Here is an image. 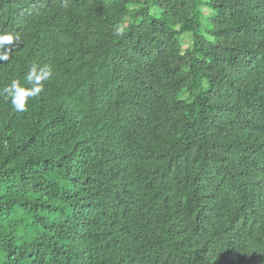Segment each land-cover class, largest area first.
Listing matches in <instances>:
<instances>
[{
  "label": "trees",
  "instance_id": "obj_1",
  "mask_svg": "<svg viewBox=\"0 0 264 264\" xmlns=\"http://www.w3.org/2000/svg\"><path fill=\"white\" fill-rule=\"evenodd\" d=\"M4 34L0 93L52 74L0 94V264H264V0H0Z\"/></svg>",
  "mask_w": 264,
  "mask_h": 264
},
{
  "label": "clouds",
  "instance_id": "obj_2",
  "mask_svg": "<svg viewBox=\"0 0 264 264\" xmlns=\"http://www.w3.org/2000/svg\"><path fill=\"white\" fill-rule=\"evenodd\" d=\"M15 39H18L16 37ZM14 41V37L11 34H4L0 36V45L8 43L11 44ZM8 55L6 53L0 54V60H7ZM52 74V70L48 66H44V68L39 69L37 71L36 67L33 66V68L29 71L27 74V82L29 85H31V88L29 89H21L17 81H13L12 84L9 87H6L3 89V93L9 97H11L13 106L18 111H24L25 106L24 104H17L16 97L20 91H25V98L27 99L28 96H35L38 95L43 90V81L47 80Z\"/></svg>",
  "mask_w": 264,
  "mask_h": 264
},
{
  "label": "rangeland",
  "instance_id": "obj_3",
  "mask_svg": "<svg viewBox=\"0 0 264 264\" xmlns=\"http://www.w3.org/2000/svg\"><path fill=\"white\" fill-rule=\"evenodd\" d=\"M186 41V40H185Z\"/></svg>",
  "mask_w": 264,
  "mask_h": 264
}]
</instances>
